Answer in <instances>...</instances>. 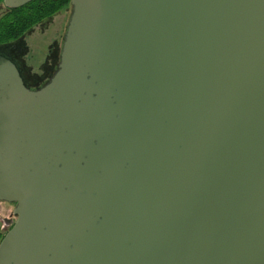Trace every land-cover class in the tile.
<instances>
[{
    "label": "water",
    "instance_id": "obj_1",
    "mask_svg": "<svg viewBox=\"0 0 264 264\" xmlns=\"http://www.w3.org/2000/svg\"><path fill=\"white\" fill-rule=\"evenodd\" d=\"M70 4L44 86L0 56V264H264V0Z\"/></svg>",
    "mask_w": 264,
    "mask_h": 264
},
{
    "label": "rangeland",
    "instance_id": "obj_2",
    "mask_svg": "<svg viewBox=\"0 0 264 264\" xmlns=\"http://www.w3.org/2000/svg\"><path fill=\"white\" fill-rule=\"evenodd\" d=\"M4 3L0 5V19L7 13ZM72 15L71 4L52 18L42 21L28 31L16 43L15 61L21 69L22 76L31 88H41L55 74L60 61L64 36ZM9 50L0 46V53ZM15 205L0 202L1 229L6 234L17 220Z\"/></svg>",
    "mask_w": 264,
    "mask_h": 264
},
{
    "label": "trees",
    "instance_id": "obj_3",
    "mask_svg": "<svg viewBox=\"0 0 264 264\" xmlns=\"http://www.w3.org/2000/svg\"><path fill=\"white\" fill-rule=\"evenodd\" d=\"M2 3L3 0H0V5ZM70 3L71 0L34 1L18 9H8L7 13L0 19V46H8L9 50L5 53H0V56L9 58L21 73V69L16 63L14 56V51L18 49L16 43H18V41L30 31L34 25L52 18L54 15L69 6ZM24 82L30 89H39L31 88L27 85L26 81ZM1 226L0 221V244L4 238Z\"/></svg>",
    "mask_w": 264,
    "mask_h": 264
}]
</instances>
